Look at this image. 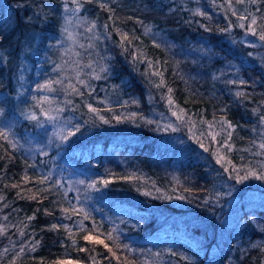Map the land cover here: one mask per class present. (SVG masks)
Segmentation results:
<instances>
[{"label": "trees", "instance_id": "obj_1", "mask_svg": "<svg viewBox=\"0 0 264 264\" xmlns=\"http://www.w3.org/2000/svg\"><path fill=\"white\" fill-rule=\"evenodd\" d=\"M79 5L0 0V264H264V0Z\"/></svg>", "mask_w": 264, "mask_h": 264}, {"label": "snow or ice", "instance_id": "obj_2", "mask_svg": "<svg viewBox=\"0 0 264 264\" xmlns=\"http://www.w3.org/2000/svg\"><path fill=\"white\" fill-rule=\"evenodd\" d=\"M73 3H76L77 4V8L75 10H70V9H65V11H79V0H72ZM239 2V0H238ZM252 2H256V0H252ZM22 6V5H21ZM101 7H105V5H101ZM241 19H245L244 17H241ZM29 20H31V17H29ZM70 22V21H69ZM253 24H255V19H253ZM95 25L93 24V27ZM240 27H244L243 24L240 25ZM89 31H91V28L88 29ZM65 31H67V29H65ZM249 32H251L253 35H256L257 33L252 29V28H249L248 29ZM121 38L122 40H126L127 39V35L126 34H122L121 35ZM259 38L260 40L264 41V31H261L259 33ZM102 71H104V69H101ZM156 75H160V73H155ZM97 79L100 78L99 76L96 77ZM54 83L52 81H48L46 82L45 84H41V85H37V89L38 90H43V89H48L49 91H52L53 89L51 88V84ZM55 83H60V81H56ZM80 83L83 84L84 81L83 80H80ZM161 83H163V80L161 79ZM241 83H243V81H241ZM70 87H72V90L73 91H76L75 87L74 86H71L69 85ZM169 92H171V89H169ZM237 96H240L242 95V93H236ZM43 99L47 100L48 98L47 97H44ZM173 103V101L171 100V98H169V104L171 105ZM89 108L91 111L95 112L96 109L92 108L91 105H89ZM173 115H177L175 112L173 113ZM29 119H32V120H35L37 119V117L35 116V114H30L28 116ZM54 117H49V119H53ZM178 119H181L182 116H178L177 117ZM101 119H103V117H101ZM262 120H264V117H261ZM105 123H107V121H105ZM225 124H227L228 122L227 121H224ZM171 127V126H169ZM209 127H211V125H209ZM228 127H231V124H228ZM175 130V129H173ZM76 131H79V127L76 128ZM231 136V133H229V138ZM0 138H4V139H8V136L7 134L4 132L3 129H0ZM67 137H61V139H66ZM213 139H215V135H213ZM9 143L11 144L12 142L9 141ZM225 145L228 146L229 148L231 147L230 145H227V141H225ZM201 147H204L203 144H201ZM260 148L264 149V143H261L259 145ZM205 151H207V148H205ZM225 158L222 157V156H218V159H217V163H220L222 160H224ZM230 163V162H229ZM225 171H228L227 168H225ZM233 171L236 172V179H237V182H241L243 180H247L249 178V176H253L255 177L256 179H261V180H264V171H261L259 174H257L256 171H254L253 169L251 168H248L245 170L244 172V175H239V170L235 169V167L233 166ZM41 183H43V180H41ZM80 183H84L83 181H80ZM105 184H107V181H104ZM95 185L94 184H89L88 187L89 188H93ZM65 212L68 211V209H64ZM87 213H85V219H87ZM53 228L56 227V225H53L52 226ZM0 231H2V229H0ZM83 239L85 241H92L94 243H97V244H103L105 248H108V250L111 252L112 249L109 247L108 244L104 243V240L103 239H100L99 235L97 236H93V234L91 232L87 233L86 235H84ZM107 239L108 240H114L115 238L112 236V233L109 232L107 233ZM117 247H119V245H117ZM125 248H127L128 246L127 245H124ZM253 247H256V245H253ZM24 249L21 248V251H23ZM81 251H84V249H80ZM113 255H115V253H113ZM56 264H70V262H63V261H58L56 262Z\"/></svg>", "mask_w": 264, "mask_h": 264}, {"label": "rangeland", "instance_id": "obj_3", "mask_svg": "<svg viewBox=\"0 0 264 264\" xmlns=\"http://www.w3.org/2000/svg\"><path fill=\"white\" fill-rule=\"evenodd\" d=\"M73 17L74 14H69L68 20L65 22L64 29H67V31H65L67 35V41L65 43L67 44L64 47V51H63L64 53H62V55L64 58L65 69L71 71L69 73L76 74V71L80 67V62H81L79 56H76L77 52L78 54H82V55L84 54V52L78 49L83 43L81 40H79V38L82 36V33L81 31L79 32L80 30L79 23L73 21ZM244 44L247 47H253L256 46V44H258V40L255 38L253 39L246 38L244 39ZM6 124L8 125V123ZM261 171H264V162L261 164ZM258 173L259 172H257V174ZM251 179L255 186H258L259 188H264V180L256 179L253 176L251 177Z\"/></svg>", "mask_w": 264, "mask_h": 264}]
</instances>
